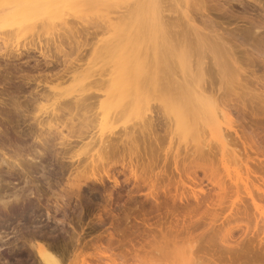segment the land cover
<instances>
[{
  "label": "rangeland",
  "instance_id": "rangeland-1",
  "mask_svg": "<svg viewBox=\"0 0 264 264\" xmlns=\"http://www.w3.org/2000/svg\"><path fill=\"white\" fill-rule=\"evenodd\" d=\"M165 1L168 3H166V5H164L165 4L164 3L163 5L165 8L169 10L168 12L166 11L165 13L169 14L167 15L168 17L171 14H172L171 16L173 17L170 21V24L173 21L175 23V21L178 18L182 20L181 21L178 19V22L181 21L179 24L180 25H182V23L184 24L185 23V20H184L185 13L183 12L187 10L186 0H183L185 7L183 6L182 0H173V1L172 0L171 1L162 0V2H165ZM180 1L182 4L180 3ZM191 1L192 0L190 1L188 0L189 5L190 3L193 5V7L192 6L189 7L192 9V10L189 9L192 11V12L190 11V13H193V14L200 13L201 11L196 12L197 10H195L197 6L196 8L194 7L195 6L194 0L193 2ZM210 1L211 0H207V2L210 3L208 4L210 5L209 8L212 9L211 12H213V15L210 12L211 16L213 17V19L217 20V21H214L215 22L214 24L216 25L218 24V27L216 28L220 27L221 28L220 31L223 29L222 32L227 31L231 33L232 39L228 38L231 36L229 33V36L228 35L225 36L227 37L226 40L229 39L231 44L235 42L233 45L234 47L237 44L240 46L239 47L237 45L236 49L237 47L239 49V51H237V54L240 53L239 58H241V56L243 58V59H240V61L245 60L243 62L244 67L245 65L250 64L249 65L250 67L247 70V72L251 74V77L248 74L250 78L248 77L249 79L247 78L246 82H249L250 87L253 88V90L252 89L250 90V88L247 89L248 91L250 90L251 95L248 93H245V94H241L240 95L241 97H240L238 95L235 96V95L230 94L232 98V100L230 101L232 107H234L233 105L234 102H238V103H235L234 109L232 108V115L234 118V122H233L234 128L238 129V133L241 138H239V136L235 134L234 129H228L230 133L231 131L233 132L232 135L230 134L231 137L228 136L229 138H227V141L230 140V151L232 152L233 150L234 152L230 154L228 153L229 155H226L227 157L226 160L229 158L228 160L231 161V162L228 161L229 163L227 162L230 165V167L241 168L242 169L241 171L244 172V170H246V167H245L246 155H245V150H244L245 149L244 143H242L243 140L246 143L248 142L251 144L253 138L251 139L250 136L253 135V136H256L255 140L259 139L262 145L264 146V114H263L264 113V100H260L264 94L262 96L259 95V97L261 96L260 98H258V96L253 97L255 95H258L256 94V92L258 91H259L258 93L260 94V90L264 87V85H262L264 84V80L261 81V79H264V61H263L264 60V28H262V25L264 26V23H262L264 22V11H263L264 0H262L263 4H261L263 8L261 7V5H258L257 3L252 2V4H254L256 9L253 6H251V10H250V7H247V6L244 7L237 1H233L232 2L233 4L231 3L232 6L231 4H228V3H226L228 5L223 4V6H221L220 4L217 6L218 2L216 0L215 2L213 0L212 2ZM169 2L171 3L169 4ZM174 2L177 5V7L173 6L172 3ZM129 4L130 2H126L125 4H120L121 7L124 6L122 8H120V6L113 7V9L116 10V13L114 12L113 9H109L112 11L110 15L115 17L114 19L119 18L120 15H123L121 12H123L124 14L127 12ZM211 4H212V8H211ZM130 5L132 6V4ZM168 6L172 7L171 10L173 9L176 12H173V10L171 11L169 9L170 7L168 8ZM182 6L184 8H182ZM193 8L195 9L193 10ZM109 10L107 11L109 12ZM246 11H248V13ZM88 12L92 13L90 15L92 16L94 11L93 12L88 11ZM182 13L184 16H182ZM93 16H95V13ZM176 17L178 18L176 19ZM69 18L71 21L70 22L68 21V22L71 23V25L68 24V28H67L68 30L66 29L67 25H65L67 22L64 24L65 27L63 24L61 25L57 24L58 26L57 25L50 26L51 24L46 23V21L44 22L45 25H42L44 24L43 23L44 20H42V22L40 21L42 18H38V19L31 21L32 22L31 24L29 23V24H23V25L13 24L10 21L0 22V31H1L0 32V44H2V50H4L3 49L5 46L4 44L7 43V45L8 44L9 45L8 47H6V50H8V48L9 49L12 48V50L14 49L15 50L16 49L26 50L27 48V49H30L29 52L31 55L29 59L27 57H24V60L15 59L16 61L15 60L14 61L16 63L12 61L14 63L10 62L9 65H6V66H5V62L3 61V57H0L1 63L3 62L4 64V65L2 64V68H1V73L4 74V76L2 75L3 77H1V79H2V82L5 84L4 87H0V91L2 93H6L4 94L5 98H8L10 95H12L11 92L16 91L17 87L23 82L24 74H29V75L36 77L38 81L36 83L41 86H45V83L48 81L46 79H49L58 70L65 69L66 66L67 67L71 65L73 66L74 64H78V63L79 64L83 63V65L86 66L87 64L91 65L97 62V64L95 65V68H97L103 63L101 61L103 60L105 61V59L102 58L103 55H101L102 60L99 58L100 53L102 54L103 52L102 50H104L105 48V47L103 48V46L101 45H105L103 43L107 42L109 38L113 37L115 35V32L114 31L111 32L112 30L109 32H106L107 30L105 31V29H103L104 27L95 28L94 27L95 24L92 23L91 25L88 19L85 22L83 20H80L76 16L67 15L68 20ZM90 18L93 20H96L93 17H90ZM98 20L101 21L100 19L97 18V21ZM98 22L96 23L95 21L97 25H98ZM254 22L256 23L255 24L256 26L257 24L259 25V22H261L260 23L261 27L260 26L259 27L262 30L261 29L258 30L259 27L257 28L256 26H254L252 30V24L254 25ZM167 23H168V20H167ZM25 25L26 27H24ZM106 25L108 24H105V26ZM72 26L75 28V29L74 28L72 29L77 30V31L80 30L81 33L84 31L82 33L84 34L82 35L83 38L81 37V39H83L84 41L83 43L84 45L85 44L86 45L84 47L82 45L83 48L81 47L80 50L73 51L74 54L73 52H71L72 55L69 56L70 57L69 60L71 61V63H68L69 61H67L66 62L67 64L64 63L66 64L64 66L63 59L65 58V56L63 52L61 53L59 52V49L57 50L56 45L58 44V42H54V40L56 37L57 38L55 41L59 40L58 36L61 33L59 34L58 31L66 34L67 31H69V29ZM90 26H93V28ZM175 26L178 27L177 25ZM60 27L64 29H61ZM184 27H185V24H184ZM248 27L249 28L251 27V28L249 29ZM107 28L108 26L106 27V29ZM255 30H258V31H255ZM240 31H243V32H240ZM233 35L235 36V38H233L234 37ZM104 40L105 42H103ZM232 40L233 41L235 40V41L233 42ZM98 44H101V45H98ZM244 44L246 46L245 48H244ZM43 45H46V46L48 45L47 48H45V51L48 49L47 54H49L50 56H47V57L44 56L45 51L44 49L40 47ZM106 45H108V43ZM242 45L243 47H241ZM100 46L102 50L97 51L96 48H100ZM253 47H256L255 49L257 48L258 49L255 50ZM259 49L263 51L261 52L259 51ZM2 50H0V52L4 53L5 50L4 51ZM66 50L68 51V53H70V48L66 47ZM91 51L92 53H90ZM105 51H106V48H105ZM255 51L256 52L259 51L260 52V53L258 52L259 55H257ZM94 53L96 54L93 55ZM252 54L255 56H253ZM98 58L101 61H99ZM26 59H28V62L30 60L29 62L30 64L28 63L29 65H26L27 64L25 63ZM109 59L107 58L108 61ZM48 61L50 63H48ZM89 61L90 63H88ZM18 62L20 63L18 64ZM169 62L170 64H168ZM104 63L102 64V67L100 66L102 68V69L100 68L101 69L99 70L100 72L104 71L103 68L108 67L110 64V63L109 64L108 63L104 64ZM168 63L166 64L169 65L168 66L169 68L171 66L170 70L171 69L172 70L170 71L168 68L167 69L165 68L164 72H169V71L174 72L176 70V67L172 68V65L174 63L171 64V61H168ZM161 64L163 66V63ZM48 66H54L55 69L54 67L53 68L50 67L49 69H47ZM247 67L245 68L247 69ZM251 70L256 72L255 73L256 78L253 77L254 74L252 73ZM48 75L49 77L47 78ZM257 77L260 79L259 80L260 82L256 80L258 79ZM217 79H215L217 81L215 84L216 87H217V83H219V80ZM48 85H50V83ZM3 88H5L6 90ZM247 90H245V92ZM94 92L96 91L94 90ZM252 92H253V96H252ZM9 93L11 94L9 95ZM165 93H167L168 95L167 94L165 95ZM165 93H164L165 96H169L170 94L168 93V91H165ZM7 94L9 96H6ZM172 94L170 95L172 96ZM21 96H23L21 98L24 100L25 99L24 95H21ZM158 97L155 94H151L146 97L137 98L136 100L131 99L132 101L130 100V103L128 102L129 104L126 103L130 106V108L128 105H126L128 106L127 108L129 109H127L125 106L126 109L124 111L123 110L124 104L126 100L127 101L129 100V99H125L123 101H120L116 105L112 106L109 110V114L113 112L117 114L119 112L117 116L116 114L113 113L114 116L117 118L119 117V119L117 120L116 118L115 120V117H113L114 118L113 119L114 121H112L113 123H110L109 128L106 129L107 131L106 135L108 136V134L110 133L111 134L109 135L110 138L114 137V139H111V141H113L114 143L113 142L111 143L115 144V145L112 144L113 146H115V149H113L114 147H112V149H110L112 150L111 153L114 154L115 151L117 153L115 152L114 156L111 153H109L113 159H110L111 161L108 160L109 165L104 164V166L109 167L106 169L107 170L110 169L109 170L110 174L114 173L118 176L120 180L119 185H115L112 179H110L107 176L105 170L102 169L103 165L101 168L102 163L99 162V166H96V165H93L94 162H92L91 159H89V155L93 152H96L97 149H99L100 147L99 145L100 143L97 142L98 140L96 138L98 137L97 135L100 133V131L95 132V131H98L100 126H98L99 125L97 122L98 120L96 121L97 123L94 122L95 118L93 117L94 115H96V113H98L97 110L100 111V108L98 105H96L95 107L93 106V108H90V110L92 111L89 110L90 112H88V114L91 113L90 115H92V113L96 111V113L91 116V118L92 117L94 118L93 120L94 123L92 124L90 123L91 124L90 126L91 128L94 126L96 127V128L94 127L95 129L92 128L94 130V131L92 130V132L96 133L94 140H96L95 142L97 143L96 148L94 150H91L90 148L92 147V145L89 147H86L88 148V150H90L88 151L86 150V148L81 147V145H82V142L88 141L89 138H86L87 140L85 139V141H82L80 140V138L78 139L76 134H72L73 136L76 135L75 137H77L76 139L75 137L72 136L73 137L72 142L71 140L67 141L65 139L61 140L59 138L54 139V135L53 137H50L47 134V138L49 137L48 139L50 138L51 139L48 140V142H46V146H45L46 148L41 146L40 144H37V142L34 143L33 137L28 135V129H29L28 122L27 123L24 122V118L22 117L21 119L20 117L17 118V116H15L14 113H12V109L9 108V106L1 105L0 103V111H1L0 112L1 113L0 114L1 129L0 130H2L0 131V143H1L0 148L4 149L3 151L6 152L10 156H13V155L15 156L16 150L19 151L20 153L21 152L24 153L23 151H26V153L28 151L29 152L31 151L32 154L35 153L34 151L36 150H41L43 152V156L40 159L35 160V162L33 163L35 165L32 164V168L30 167L29 169L28 168L29 166L24 165V166H27L24 168L25 169L28 168L27 170L29 171L27 180L24 179L27 176V174L25 176V174L21 172V170L15 171L16 172L15 175L10 177L9 174L6 173L7 165L3 168L5 170L1 172L3 179L0 180V194H1L0 196H3V194L5 195L4 198L7 204L0 202V264H47L45 261H43L41 255L39 254L38 249H37L38 246H44L46 249H48L51 252V254H54L56 258L60 260L61 264H186V263L187 264H192V263L193 264H264V226H263L264 224H262V222L264 223L263 221L264 219L262 220V218H264V200H263L264 198L262 197L263 202H260V200L257 199V201H259L258 204L261 205V206L259 205L257 209L255 206L254 208L252 207L253 205L250 199H247L248 197L245 196L246 193L245 194L242 193L243 197H246V198L241 197V199L242 198L243 199L242 200L240 199L241 204L238 203L239 204L238 206L242 205V207H244L245 205L247 206V204L248 205L250 204V206H247L245 207L246 209L242 210L244 214L241 213V210L240 211L237 210L240 213L234 212L237 214V216L233 215L234 213L231 212L233 213L232 214L233 216L229 217L231 218V220L230 219L228 220V218H226V214H227V217L228 215H231L230 213L231 210L228 209L230 211L226 210V213H225V208L223 207H227L228 202L231 201L230 199L234 198L233 196L235 195H231L228 192L229 189H227L228 193H226V195H223L221 197L225 201L223 199L221 200V198L219 199L218 198L219 196H216L217 194H220L218 192L219 191L218 188H216L215 185L212 184L211 180L210 181L208 180L212 178L211 170L212 171L214 170V172L216 171L215 172L216 175H218L217 177H219L220 173H222L220 175V178L228 182V177H226V173L224 174V171H222L224 170L223 160H222L223 155L221 151L219 150V147L217 148L216 146L218 144L215 143L216 141L214 139L212 141L209 131L206 128V131H208L206 136L209 134L210 137L209 136L208 137H209V140L211 139L210 141H212V143L210 142V145L212 146L208 145L209 148L206 146V147H203L202 150L200 148L201 151L198 150V152H195L198 149V146H197L198 140H195V138L192 137V141H189V139H191L190 136H186L184 134H181L179 130H175L176 125L174 124L173 114H171L166 109L163 101L160 99V97L159 98ZM238 97H240V99H238ZM243 100H245V104H246L245 106H243L242 104L244 103L242 102ZM5 101H8V100L5 99ZM43 102H42V105L48 106L51 104L52 100L51 101L44 100ZM30 109L33 110L31 111V113L33 112V114L29 113L31 115H38L42 113L38 110V106L35 108L37 110H35L34 107L32 106L29 108V110ZM113 109H116V111L115 110L113 111ZM123 111L126 113L121 114L123 113ZM15 118L17 120L19 119L20 121L19 120L17 121ZM82 119L80 121L79 119L74 120L75 121L74 126L76 130L80 126H82V121H83V126L86 124V122H88ZM150 119H153V120H150ZM146 123L151 124V125L153 124V126H151L152 128L151 127L148 128V129L151 128L150 130L147 129L148 126L145 125ZM201 124L202 123L200 122V127L198 125L199 127L198 129L200 133H202V129L205 128L203 127V124L202 125ZM70 125L72 124L69 121L68 127H70ZM66 127L61 126V130L64 132V135L68 133L69 135H71L70 134L71 129L69 130ZM80 129H83V128L81 127ZM130 130H132L131 133L134 135V137L133 135L131 137V134H129L128 131ZM83 131H86V128H84ZM77 132H79V129L78 131H76V133ZM124 132L125 134H123ZM112 133H114L115 135ZM126 133L129 137L126 135ZM179 133H180L181 138L178 137ZM136 135H139V136H136ZM120 136H123V137H121L120 139ZM132 139L133 140L137 139V140L132 141ZM178 140L182 142V144L179 143L178 145V142H179ZM123 141L124 142L126 141L127 143L124 144ZM190 142L193 144H190ZM195 143H196V146L194 145ZM18 145H20L21 147ZM136 145H138V149L134 148ZM194 146L197 148H195ZM131 147L133 151H130ZM203 150L206 152H204ZM249 151L251 152L252 150L249 149ZM234 153L237 154L238 158L235 157ZM131 155L133 156V162L136 161V159L137 160L140 159L139 160L141 163L140 166H142L140 170L143 169L147 173H151V171H154V173L159 172L161 175L159 174V177H157L158 178L157 183L160 185L164 184V186H166L167 184L166 188L171 187L170 193L168 192L169 190H167V193L162 192L163 194L159 196L160 197L159 202H160V205H162L160 212L157 213L155 211L154 214L152 212V215L150 214L151 218L147 215L149 220L151 219L149 222L153 223V226H154L152 227L151 230H149L147 227L146 228L144 227L145 225H143L141 221V219L144 218V216L139 214V211L143 207L144 209L149 210V209H152L151 207H153L151 205H154V199L150 198L151 199L150 200L149 198L146 197L145 192L148 191V189H146L147 187L146 186L142 187L143 189H141L140 191H137L136 194L134 193L135 191L132 192L134 194L132 195L133 198L130 197V194H128L131 192V190H134L135 183H136L133 178L128 179V178H131L129 176L130 174L129 167H127L128 165H130L129 162H130ZM137 156L138 158H136ZM239 156L240 158L241 157L243 158V159L241 158L242 161L239 158ZM258 158L260 160L259 159L255 160V158L254 160L252 159L249 160V165L256 171H258V173H256L255 175H251V178H250V179H253L252 180L253 183L255 180L256 185L258 182H259L258 184L260 185L264 181L263 180L260 183V181H258L257 179L258 176L260 178H263L261 176H264V155H261V152H260V155L258 156ZM234 159L236 160L239 159L238 161L240 162L237 163L236 161H234ZM91 165H93V167ZM97 165H98V162H97ZM208 173H210L211 176L210 174L208 176ZM205 175L208 178H206ZM244 175L246 176L245 172H244ZM222 176L223 177L225 176V177L223 178ZM182 180L184 182H182ZM27 181H30V182H27ZM175 182H176V185H173L175 184ZM182 183L183 184L186 183V185H183ZM195 185H198L197 191L199 190L200 192V193L197 192L198 199H195V197H193L194 194L193 196H191L192 193L190 191L192 190L189 189V187L190 188L193 186L195 187ZM199 186L200 187L202 186L203 188H205L203 189V193ZM260 186H263V185H260ZM76 187H79V189ZM229 187L230 186H228V188ZM231 190L233 192L232 188L230 189V192ZM111 191L113 194L112 197L110 196V193H109ZM141 191H143V193ZM180 191L181 192L183 191V192L181 193ZM31 192H33L34 194ZM186 192H187V195H185ZM195 192H196V188H195ZM204 192L207 195H205ZM14 193H16L15 196H14ZM177 194H180V195L178 196ZM181 194H183L184 199L181 198L182 197ZM188 195L189 197H187ZM226 196L228 197L229 201L227 200ZM169 197H172V198H169ZM175 197H176V200L174 202L173 198ZM205 197L206 198L208 197V199H205ZM229 197L231 198L229 199ZM217 198L221 201H218ZM214 199L216 203L214 201V205H213L212 202ZM185 200H187V202ZM200 200H202L203 203H201ZM188 202L192 204H189ZM218 202L219 204L220 202L223 204L219 205L217 204ZM209 204H211L212 206L210 205V207H208L210 209L206 210ZM215 204L217 205L215 206ZM136 205L138 206V208ZM199 205H202L204 210L202 207H201V210L198 209V207H200ZM163 206L164 207L168 206L166 207L168 209L166 208L164 209ZM188 206H192L193 209L190 207L191 209L190 210ZM130 207L131 208L133 207V208L131 209ZM185 207H187L189 211ZM248 207L250 208V210ZM127 208L131 210H128ZM170 208L173 210V212ZM215 208L218 210V212L217 210H214ZM133 209H135L134 210L135 212L132 211ZM195 209H198L199 212H195ZM169 210L171 212H169ZM125 211L129 213V215L131 212V219L128 221L129 223L125 219V216L127 214L125 213ZM190 211H192L193 213ZM194 212H195V215L197 216L194 215ZM215 212L216 214L217 213L218 214L213 215L215 214ZM246 213L247 214L251 213L252 215L259 213L257 214L258 218L257 217L256 218L260 222L262 221L261 222L262 228L260 226V222H259V227L256 226L257 225L256 221H255L256 225L253 226L254 224L253 220L256 219L254 218L256 215L255 216L253 215L254 217H251L252 215H250L249 217V214H248L247 220L250 221L252 219L250 223L246 220V217H247V215H245ZM189 214H192V215H189ZM163 215H164V218H162ZM157 216H159V218ZM239 217H241L242 219L245 217L244 220L246 224L244 220L240 219ZM226 219L229 222H227ZM158 220H159V223L157 222ZM135 221L140 222L141 225H137V227L134 225L132 226V224L135 223ZM213 221H215L216 223L215 222L213 223ZM249 223H250L249 226L252 231L249 230V233L250 231L251 233L250 234L247 233L249 235L247 236V234L245 235V233L243 234V232H245L244 231L246 229L245 227ZM243 225H245V227H243ZM240 226H242V229ZM256 228L257 230L255 231ZM230 235H233V236H230ZM239 235L241 236L242 239H240V237L237 239ZM256 235L257 236L259 235V236L257 237ZM228 236L231 238H227ZM224 238L225 239L227 238V240L230 242L227 243V240H225ZM223 239L226 241V243ZM239 239L244 240V241H240ZM190 240H192L193 242ZM235 243H239V245L233 246V245H236ZM132 244H135V247L132 248ZM190 244H192L193 247ZM229 247H232L230 248L232 250L228 249ZM130 248H131L130 250L131 252H127L128 249ZM192 248H194V252L200 250L199 252L202 253L203 257L198 256V255H201V253L196 252L194 253V257H196L197 259L194 258L193 260H189V261L185 260V263H184V260H182L183 259L182 257L184 256V254L182 256L181 252L186 254L187 249L189 251ZM235 248H236V251L234 250ZM126 249L127 251H125ZM206 249L211 250V252L207 251L208 252L207 253ZM227 249L231 252L228 253ZM125 252L128 253L127 256L125 255ZM186 256L187 255H185L184 259H186Z\"/></svg>",
  "mask_w": 264,
  "mask_h": 264
},
{
  "label": "bare ground",
  "instance_id": "bare-ground-1",
  "mask_svg": "<svg viewBox=\"0 0 264 264\" xmlns=\"http://www.w3.org/2000/svg\"><path fill=\"white\" fill-rule=\"evenodd\" d=\"M213 1L215 2V0H213ZM216 1L218 2L217 6L220 4H221V6H223V4H226V3L231 4L233 1H237L241 5H243L244 7L245 6L250 7V10H251V6H253L255 8V6H254V4H252V2L257 3L258 5L263 4L262 0H226V1L225 0L224 1L223 0H216ZM222 1H223V3H222ZM126 2H130V4H132V6L129 4L127 12L125 14L123 12H121L123 15H120L119 18L116 17L117 19H114L115 17L110 15V13H112V11L109 9H113V7H116V6H120V8H122L124 6L121 7L120 4H125ZM182 2H183V0H182ZM186 2H187L186 3L187 4L186 9L187 10L184 9L185 12H183V13H185V18H184L185 27H184L183 23H182V25H183V27H182V25L179 24L182 20L179 19L178 17H176V19L178 18L181 21L178 22V19L177 20L174 19V20H176L175 23L172 20L173 22H171V24H170V21L173 17L171 16L172 15L171 14L169 16L170 17L169 18L167 16L169 14L165 13L166 11L167 12L169 11L167 8L164 7V5H166V3H168V2H166V1L162 2V0H0V22L10 21L13 24L23 25V24H29V23L31 24L32 23L31 21L38 19V18H42L40 21L42 22V20H44L43 23L46 21V23L51 24L50 26L57 25V24H59V25L63 24L64 25L67 22L65 24V25H67L66 26V29H67L68 24L71 25V23H69L71 20H70V18H69V20L67 19V15L68 16L73 15V16H76L77 18H79L80 20H83L85 22L88 19L90 21V22L89 21L88 22L91 25H92V23L95 24L94 25L95 28L104 27L103 29H105V31L107 30L106 32H109L111 30H112L111 32H113V31L115 32V35L113 37L109 38L107 40V42H105V40L103 41V42H105L103 44L106 45L108 43V45H106V46L101 45L102 43L98 44V45L103 46V48L105 47L106 51H105V48H104V50H102L101 46H100L101 49L96 48L97 51L98 50L103 51L102 54L100 53L99 58L101 59V57H102L101 55H103L102 58L105 59V61L104 60L101 61L102 59L99 60V58H98V60L103 62V63L105 62L104 64L110 63L108 67H105L106 65L104 66L106 68V69L103 68L104 71H102V72L99 71L102 69L101 67H102L103 63L100 65L101 67L98 66L100 63L97 65L99 67V68L97 67L98 69L95 68V65L97 64V62L95 64H91V65L90 64L88 65L87 63H85V64H87L86 66L83 65V63L74 64L73 66L71 65L68 67L66 66V68L64 67L65 69L58 70L49 79H46L48 81L45 83V86H41V85L37 84L36 82H38V81H37L36 77L29 75V74H24L23 82L17 87L15 92H11L9 90L12 93V95H10L11 93H9L10 96L7 94L6 96H9L8 98H5L4 94H6V93H2L0 91L1 92L0 93V103H1V105L9 106V108L12 109V113H14V115L17 116V118L20 117V119H21V117H22V118H24V122H26V123L28 122V126H29L28 127L29 128L28 129V135L33 137L34 143L37 142V144H40L43 147H45L46 142H48V140L51 139V138L48 139L49 137L47 138V134L50 137H53V135H54V139L59 138L61 140H63V139H65L67 141L71 140V142L73 141L72 140L73 137H75L77 135L78 139L80 138V140H82V141H85L86 138H89L88 141L82 142L81 147L86 148V147H89L92 145V147H90V148H91V150H94L96 148L97 143L95 142L96 140H94L96 133L92 132V130H93L92 128H94L95 126L91 128L90 125L94 122L95 123L98 122V124H99L98 126H100V127H99L98 131H95V132L100 131V133L97 135L98 137H96L98 140L97 142L100 143V144L98 143L100 145V147H99V149H97L96 152H93L89 155V159H91V161L94 162L93 165H96V166H99V162L102 163L101 168L103 165L102 169L105 170L107 176L110 179H112V181L114 182L115 185H119L120 180H119L118 176L114 173L110 174L109 173L110 169L109 170L106 169L109 167L104 166V164L109 165L108 160L113 159L111 157V155L109 154L112 152V150H110V149H112V147H114L113 149H115V146H113L115 144H113L114 142L111 141V139H114V137L110 138V136H109V135H111L109 133L110 131L108 132L109 133L108 136L106 135V132H107L106 129L109 128L110 123H113L112 122V121H114L113 117H115L114 114H116L115 112H113L114 114L113 113L109 114V110L112 106L116 105L120 101H123L125 99H129L128 101L126 100V102L124 101L125 104L123 103L124 104L123 110L125 111V109L129 106L128 104L130 103L131 99L136 100L137 98L146 97V96H149L151 94H155L157 97L159 96L160 99L163 101L166 109L171 114H173L174 124L176 125L175 130H179L181 132V134H184L186 136H190L191 139H189V141H192V137L195 138V140H198L197 141L198 149L195 152H198V150H200V148L202 150L203 147H206V146L208 147V145H210V142L212 143L213 139L216 141L215 143L218 144L216 146H217V148L219 147V150L221 151V153L223 155L222 160H223V169L224 170H222V171H224V174L226 173V177H228L229 183L224 181L222 178H220V175L222 173L218 172V173H220V175H219V177H217L218 175H216V173H215L216 171L214 172V170L213 171L211 170L212 178L209 177L210 179H208V180L209 181L211 180L212 184H214L215 187L218 188V190H219L218 192L220 194H217V195L215 194V195L219 196L218 197L219 199L223 195H226V193H228V192L231 195L236 196V197L233 196L234 198H231L232 196L229 197V199L231 198L230 199L231 201H229L228 197L226 196L227 200L229 202H228L227 207H223V208H225V213H226V210L230 209L231 211L228 210V211H230V213L231 212H233V213L238 212L241 210V213L244 214V212L242 210L246 209L245 207L250 206V204L249 205L247 204V206L245 205L244 207H242V205L238 206L239 204H241V200L243 198H246V197H243L242 193H244V194L246 193L245 196L248 197L247 199H250V201L253 205V206L252 205L251 206L253 208H254V206L257 208L260 205V204H258L259 201H257V199H259L260 202H263L262 199L264 198V187H263L264 186V184H263L264 183V181H263L264 176H261L263 178H260L259 176L257 177V179H258V181H260V183L263 181V183L260 184L263 186H260L258 184L259 182L256 185L255 180L253 183V181H252L253 179H250L251 175H255L256 173H258V171H256L255 169H253L249 165V160H251V159L254 160V158H255V160L259 159L258 156L260 155V152H261V155H264V146L262 145V143L259 139L255 140L256 136H253V135L250 136L251 139L253 138L252 143L250 144L247 142L249 145L242 139L243 140L242 143H244V147H245L244 150H245V155H246V160H245L246 170H244L246 176L244 175V172L241 171L242 170L241 168L230 167V165L228 163L231 161L228 160L229 158L226 160V158H227L226 155H229L230 153L234 152L233 150H232V152L230 151V140H228L229 142L227 141V138L231 137L230 134L232 135L233 132L231 131V133H230V131L228 129H234L235 134H237L239 136L238 129L234 128V125H233L234 118L232 115V108L234 109L235 103H238V102H234V104H233L234 107H232V105L230 103V101L232 100L230 94L235 95V96H237V95L240 96L241 94L248 93L251 95L250 90L251 89L253 90V88L250 87L249 82H246V79L249 77V75L251 77V74H249L247 72V70L250 67L249 66L250 64L245 65V67L248 66L246 69L244 67V64H243V62L245 60L244 61L241 60L242 62L240 61V59H243V58H242V56H241V58H239L240 53L237 54V51H239V49H238V47H237L238 50L236 49V46L238 45L237 43L239 41L236 43L237 45L234 47L233 45L235 43L234 42L235 40L234 41L232 40L234 43L231 44L230 40L229 39L226 40L227 37H225L227 35L229 36L230 32H227V31L222 32L223 29L220 31V29H221L220 27L216 28V27H218V24L217 25L214 24L215 23L214 21H217V20L213 19V17L211 16V13L213 15V12H211L212 9H210L209 8L210 5H208L210 3L207 2V0H194V4H195L194 7L196 8V6H197V8L196 9L193 8V10L194 9L197 10L196 12L201 11L200 13H194V14L190 13V11L192 9L189 8L191 6L193 7V5L191 3L189 5L188 0H186ZM191 2H193V0ZM210 2H212V0ZM219 2H221V3H219ZM170 3L171 2H169V4ZM180 3H181V1H180ZM172 4H173V6L177 7L175 2ZM228 4H226V5H228ZM232 4H231V6H232ZM183 6H184V2H183ZM183 6H182V8L185 7V6L184 7ZM169 7L170 6H168V8ZM261 7H262V5H261ZM125 8H126V6H125ZM171 8L172 7H170L169 9L171 10ZM211 8H212V4H211ZM177 9H179V8H177ZM189 9H191V10H189ZM231 9H233V8H231ZM107 10H109V12ZM88 11L93 12V15L95 13L96 17L93 15L90 16L92 13H90ZM259 11H260V9H259ZM263 11H264V9H263ZM114 12L116 13V10H114ZM173 12H176V11L173 10ZM246 12L248 13V11H246ZM118 13H120V12H118ZM183 13H182V16H184ZM178 15H179V13H178ZM89 16L95 18L96 20L91 19ZM173 16H175V15H173ZM97 18L100 19L101 21L98 20L99 21L98 22ZM92 20H93V22H92ZM114 20H115V22H114ZM167 20H168L169 24L167 23ZM57 21H59V22H57ZM95 21H96V23L98 22V25L95 23ZM103 22H104V24H103ZM89 23H88V25H89ZM173 23H174V25H173ZM260 23L261 22H259V25L257 24V26H256L255 25L256 23L254 22V25L252 24V30H253L254 26H256L257 28L259 26L261 27ZM262 23H264V22H262ZM40 24H42V23H40ZM105 24H108V25L105 26ZM42 25H45V23ZM65 25H64V27H65ZM175 25H177L178 27H176ZM107 26L110 30L108 28L106 29ZM24 27H26V25ZM90 27L93 28V26H90ZM260 27L258 28V30L261 29ZM72 28H74V27L72 26L69 29V31H67L66 34L58 31L59 34L61 33L60 35L58 34L59 40L57 39L58 41H55L57 37L54 40V42H58V44L56 45L57 50L59 49V52H61V53L63 52V54L66 58V59L65 58L63 59L64 60L63 65L64 66L67 64L66 63L67 61H69L68 63H71V61L69 60V58H70L69 56L72 55L71 52H73L75 50H80L82 45H83V47L86 45V44L84 45V43H83L84 41H83V39H81L82 35H84V34H82L84 31L81 33L80 30L77 31V30H74L75 28L74 29H72ZM262 28H264L263 25H262ZM61 29H64V28H61ZM226 29H224V30H226ZM258 30H255V31H258ZM236 31H238V30H236ZM240 32H243V31H240ZM230 35H231V33H230ZM234 35H235V33H234ZM258 36H260V35H258ZM231 37H232V35L228 38H231ZM233 38H235V36ZM261 42H263V41H261ZM55 44H53V45H55ZM4 45H3L4 46L3 49L5 51L2 50V44H0V50L4 51V53L0 52L1 53L0 57H3V61L5 62V66L9 65V63L14 61L15 59H18V60L23 59L24 60V57H27L28 59L31 57L30 52H29L30 49L26 48V50H20V49L12 50V48L11 49L8 48V50H6V47H8L9 44L7 45V43H5ZM94 45H96V44H94ZM47 46L43 45L40 47L42 49H44V51H45V48H47ZM66 47L70 48V53H68V51L66 50ZM241 47H243V45ZM245 47L246 46L244 44V48ZM92 48H91V50H92ZM253 48L255 49L256 47H253ZM257 49H255V50H257ZM10 50H12V51H10ZM259 51H261V49H259ZM47 52H48V49L44 52V56H46V57L50 56L49 54H47ZM99 52H97V53H99ZM258 52H256L257 55H259V53H260V52L259 53ZM90 53H92V51ZM73 54H74V52H73ZM95 54L96 53H94L93 55H95ZM110 55H111V57H110ZM246 56H248V55H246ZM253 56H255V55H253ZM109 57H110V59H109ZM107 58L109 59V61L107 60ZM28 59H26V61H25V63H27L26 65L30 64L29 63L30 60L28 62ZM90 61L88 63H90ZM168 61H171V64L174 63L172 65V68L176 67V70L174 72H170L172 70V69L170 70L171 66L169 68L168 67L169 65L166 64V63H168ZM14 62H12V63H14ZM83 62H85V61H83ZM19 63L20 62H18V64ZM48 63H50V62L48 61ZM64 63H66V64H64ZM161 63H163V66ZM2 64H3V62L1 63V61H0V87H4V85H5L1 79V77L4 76V74L1 73ZM164 64L166 65V67ZM168 64H170V62ZM246 64H247V62H246ZM22 65H21V67H22ZM50 67L53 68L54 66H48L47 69H49ZM165 68L166 69L168 68L170 71L164 72ZM177 68H178V70H177ZM54 69H55V67H54ZM168 73H170V74H168ZM252 73L254 74L253 77L256 78L255 77L256 72L252 71ZM48 77H49V75L47 76V78ZM259 78L256 80L259 81L261 79V78L260 79ZM165 79H166V81H165ZM215 79L219 80V83H217V87L215 85L217 82ZM262 80H264V79H261V81ZM247 81H249V80H247ZM49 83H50V85H48ZM262 85H264V84H262ZM249 88H250V90L248 91L247 89H249ZM3 89H5V88H3ZM262 89L260 90V94L258 93L259 92L258 91V92H256V94H258V95L254 94L255 96H253V92H252V96L253 97L258 96V98H260L264 94V87ZM94 90L96 92H94ZM245 90H247V91L245 92ZM165 91H168V93H170V94L173 93L172 96L170 94H169V96H165L167 94V93H165ZM171 91H172V93H171ZM164 93H165V95H164ZM20 94L24 95V98H25L24 100L21 98L23 96H21ZM259 95H261V96L259 97ZM240 97H238V99H240ZM262 97L264 98V95ZM262 97L260 100H264ZM5 99H7L8 101H5ZM44 100H46V101L52 100V102L50 105L45 106V105H42V102ZM245 100L242 101V102H244V103H242L243 106L246 105ZM126 103H128V104H126ZM133 103H134V101H133ZM96 105L99 106L100 111L97 110L98 113H96V111L92 113V115H94L96 113V115L93 116L95 118V121L93 122L94 118L93 117L91 118L92 115H90L91 113L88 114V112L92 111V110H90V108H93V106L95 107ZM126 105H128V106H126ZM31 106L34 107V109L38 106V110L42 113L38 114V115H31V114H33V112L31 113V111H33V110H31V109L29 110V108ZM125 106H126V108H125ZM129 108H130V106H129ZM129 108H127V109H129ZM35 110H37V109H35ZM114 110L116 111V109H113V111ZM124 111L121 114L126 113ZM9 113H11V112H9ZM29 113H31V114H29ZM118 113L116 114V116L118 115ZM80 118L81 119L83 118L82 120L88 121V122H86V124L83 126V121H82V126H80L78 128L79 132L76 133V131H78V129L76 130V128L74 126V122H75L74 120L79 119V121H80L81 120ZM116 118L117 117H115V120H116ZM118 119H119V117L117 118V120ZM150 120H153V119H150ZM69 121L72 124V125H70V127H68ZM145 121H147V120H145ZM140 122H141V120H140ZM200 122L203 124V127H205L204 128L205 130L202 129V133H200L199 129H198L200 127ZM79 123H81V122H79ZM148 123L145 124L146 126H148L147 129L149 127L153 126V124L151 125ZM198 125H199V127H198ZM61 126H65V127L67 126L66 127L67 129H69V130L71 129V133H70L71 135H69V133L64 135V132L61 130ZM146 126H144V127H146ZM81 127L83 129H80ZM84 128H86V131H83ZM206 128L209 131V134L211 136L212 141H210L211 139L209 140V137H210L209 134L206 136V134L208 132V131H206ZM0 129H1V127H0ZM150 129H148V130H150ZM243 129H244V127H243ZM0 131H2V130H0ZM131 131L132 130H130L128 132H129V134H131V137H132L133 134L131 133ZM112 132H113V130H112ZM142 133H144V132H142ZM245 133H246V131H245ZM72 134H76V135L73 136ZM112 134H114V133H112ZM123 134H125V132ZM126 135H127V133H126ZM123 136H120V139ZM136 136H139V135H136ZM77 137H75V138L77 139ZM133 137H134V135H133ZM178 137L181 138L180 133H179ZM118 138H119V136H118ZM239 138H241V137L239 136ZM133 139H132V141L137 140V139L136 140H133ZM117 141H119V140H117ZM111 142H113V143H111ZM130 142H131V140H130ZM227 142L229 143V145ZM62 143H63V141H62ZM123 143L126 144L127 142L123 141ZM179 143L182 144V142L179 141L178 145H179ZM190 144H193V143L190 142ZM32 145H34V144H32ZM194 145L196 146V143ZM18 146H20V145H18ZM120 146H121V144H120ZM210 146H212V145H210ZM0 147H1V145H0ZM118 148H119V146H118ZM134 148L138 149V145H136ZM195 148H197V147H195ZM32 149H34V148H32ZM187 149H189V148H187ZM212 149H214V148H212ZM249 149L252 150L251 151L252 153L249 151ZM3 150L4 149L0 148V180L3 179L1 172L3 170H5L3 168L6 165H7L6 166L7 167L6 173L9 174L10 177L15 175V173H16L15 171L21 170V172H23L25 174V176L27 174V176L25 178L23 176V178L27 180L28 179V173H29V171L27 169L28 168L30 169V167L32 168V164L35 162V160H38L43 156V152L41 150H36V151L33 150L35 152L33 154L31 151L30 152L28 151L27 153H26V151H23L24 153H22V152L20 153L19 151L16 150L15 156L14 155L10 156L6 152H4ZM86 150H88V148H86ZM109 150H110V152H109ZM88 151H90V150H88ZM130 151H133L132 147L130 148ZM115 152H114V154H115ZM204 152H206V151H204ZM132 153H134V152H132ZM114 154H112V155L114 156ZM234 154H235V157H237V154L236 153H234ZM240 156H239V158H240ZM136 158H138V156ZM242 159H241V161H242ZM139 160L136 159V161L133 162V156L132 155L130 156V162L131 163L129 162L130 165H128L127 167H129V171H130L129 176L131 178H128V179L133 178L136 183H135L134 190H131V192L129 191L130 193H128V194H130V197H132V195H134L132 192L135 191L134 193L136 194L137 191H140L141 189H143L142 187H144V186L147 187L146 189H148V191L145 192L146 197L149 199L150 198L154 199V205H151L153 207H151L152 209H149V210L147 209L148 211L146 209H144V207L142 209L140 208L141 209L140 211L138 209L137 210L139 211V214L144 216V218L141 219L142 224L145 225L144 227L145 228L147 227L149 230H151L152 227H154V226H153V223L149 222L151 219L149 220L148 216L150 217V214L152 215V212H153V214L155 211L157 213L160 212L162 205H160V202H159L160 197L159 196L163 193H167V190H169L168 192L170 193L171 187L166 188V186H167L166 183H165L166 186H164V184L160 185L157 183V180H158L157 177H159V174H160L159 172L154 173V171H151V173H147L143 169L140 170V168L142 166H140L141 163ZM238 160L239 159H237V160L234 159V161H236L237 163L240 162ZM97 162H98V165H97ZM24 165H27L29 167L25 169L24 167H27V166H24ZM33 165H35V164H33ZM93 165H91V166L93 167ZM245 167H244V169H245ZM206 170H208V169H206ZM206 170H204V171H206ZM207 172H209V171H207ZM209 174L210 173H208V176H209ZM211 174H210V176H211ZM206 175H205V177H206ZM30 178H31V176H30ZM30 178H29V180H30ZM195 178H196V176H195ZM206 178H208V177H206ZM218 178H220V179H218ZM259 178L262 180H260ZM193 180H191V181H193ZM27 182H30V181H27ZM182 182H184V181L182 180ZM173 185H176V182ZM183 185H186V183ZM190 186H191V184H190ZM228 186H230V187L228 188ZM186 187H188V186H186ZM76 188L79 189V187H76ZM195 188H196V192H195ZM197 188H198V185H195V187L193 186L191 188L189 187V189L192 190V191L189 190L192 193L191 196H193V194H194L193 197H195V199H198L197 192H199V190L197 191ZM200 188H201L202 193H203V189H205V188H203L202 186ZM212 188H213V186H212ZM231 188L233 189V192H232V190L230 192ZM136 189H138V190H136ZM227 189H229V191ZM112 191L109 192L111 197L113 196ZM214 191H215V189H214ZM141 192L143 193V191H141ZM173 192H174V190H173ZM256 192H257V194H256ZM31 193H33V192H31ZM216 193H217V191H216ZM15 194L16 193H14V196H15ZM204 194H205V192H204ZM167 195H169V194H167ZM177 195L179 196L180 194H177ZM185 195H187V192ZM205 195H207V194H205ZM4 196H5L4 194H3V196H0V202L7 204ZM165 196H166V194H165ZM181 196H182L181 198L184 199L183 194H181ZM172 197H169V198H172ZM187 197H189V195ZM208 197L207 198L205 197V199H208ZM241 197H243V198L241 199ZM177 198H179V197H177ZM165 199H167V198H165ZM173 199L175 202L176 197ZM215 199L212 202L213 205H214ZM219 199H218V201H221L223 198H221V200H219ZM239 200H240V202H239ZM185 201L187 202V200H185ZM200 201H201V203H203L202 200H200ZM190 202H188V203L192 204ZM205 202H207V201H205ZM208 203H209V201H208ZM215 203H216V201H215ZM229 203H230V205H229ZM211 204H209V206H207V208L210 207ZM217 204H219V202ZM217 204H215V206ZM220 204L222 205L223 203L220 202ZM193 206H195V205H193ZM199 206L200 207H198V209L201 210L202 205H199ZM166 207H168V206H166ZM166 207H164V209ZM190 207L193 209L192 206H188L189 209H190ZM137 208H138V206H137ZM185 208H187V207H185ZM188 208H187V210H188ZM195 208H197V207H195ZM207 208H206V210L210 209V208H208V209ZM131 209H128V210H131ZM166 209H168V208H166ZM198 209H195V212H199ZM134 210L135 209H133L132 211L135 212ZM203 210H204V208H203ZM214 210H217V209L215 208ZM249 210H250V208H249ZM169 212H171V211L169 210ZM172 212H173V210H172ZM184 212H186V211H184ZM190 212H192V211H190ZM195 212H194V215H195ZM217 212H218V210H217ZM248 212H250V211H248ZM125 213H127V212L125 211ZM175 213H176V211H175ZM211 213H212V211H211ZM223 213H224V211H223ZM233 213H231V215H228V217L226 214V218H228V220L229 219L231 220V218H229V217H231L233 215L237 216L236 213H234V214ZM238 213H240V212H238ZM127 214L125 216V219L128 222L131 219V212H130V215H129V213H127ZM217 214L215 212V214H213V215H217ZM248 214L247 213L245 214V215H247V217L244 215L246 217V220L248 219ZM257 214H259V213H257ZM257 214H255L256 216L253 214L255 216L254 217L250 213L249 217H250V215H252L251 217L256 218L258 216ZM141 215H139V216H141ZM189 215H192V214H189ZM213 215H212V217H213ZM195 216H197V215H195ZM152 217H154V216H152ZM157 217L159 218V216H157ZM241 217H239V218L242 219ZM162 218H164V215ZM244 218L242 220H244ZM257 218L253 220L254 221L253 226L257 224L256 226L259 227L260 221ZM259 218H260V216H259ZM263 219L264 218H262V220ZM215 220H217V219H215ZM218 221H220V220H218ZM226 221H227V219H226ZM250 221H252V219ZM250 221H248V222H250ZM255 221H256V224H255ZM157 222L159 223V220ZM214 222L215 221H213V223ZM227 222H229V221H227ZM244 222H245V220H244ZM261 222H260V226H261ZM137 223H139V224H137ZM250 223L248 225H246V227H245V225H243V227L246 228L244 230L245 232H243V234L245 233V235H246L247 233H249V230H251V228L249 226ZM245 224H246V222H245ZM262 224H264V223L262 222ZM133 225L137 227V225H141V223L138 221H135V223H133L132 226ZM216 226H217V224H216ZM138 227H140V226H138ZM240 227L242 229V226H240ZM213 228H215V227H213ZM261 228H262V226H261ZM256 230H257V228L255 229V231ZM251 231H250V233H251ZM254 233H256V232H254ZM230 236H233V235H230ZM247 236H249V235L247 234ZM239 237H240V239H242L240 235L237 237V239ZM257 237H255V238H257ZM112 238H113V236H112ZM227 238H231V237L228 236ZM227 238L226 239L224 238V239L227 240ZM255 238H253V239H255ZM234 239H236V238H234ZM229 240H231V239H229ZM190 241H192V240H190ZM240 241H244V240H240ZM192 242H190V243H192ZM228 242H230V241L227 240V243ZM225 243H226V241H225ZM235 244L236 245H233V244L232 245L233 246L239 245V243H235ZM190 245H192V244H190ZM227 246H229V245H227ZM133 247H135V244H132V248ZM192 247H193V245H192ZM230 248H232V247H229L228 249H230ZM37 249H38V252L41 255L43 261H45L47 264H61L60 260L57 259L54 254H51V252L48 249H46L44 246H38ZM192 249H190L189 251L187 249L186 254L181 252L182 256L184 254V256L182 257L183 258L182 260H184V263H185V260L189 261V260H193L194 258L197 259L196 257H194V253L199 252L200 250L199 251L195 250L196 252H194V248H192ZM195 249H197V248H195ZM228 249H227V252L230 253L231 251H229ZM130 250H131V248L128 249V251H127V249L125 251L131 252ZM230 250H232V249H230ZM234 250L236 251V248ZM207 251L211 252V250L206 249V252ZM127 252H125L126 256L128 255ZM199 253H201V252H199ZM185 255H187L186 259H184ZM198 256L203 257L202 253H201V255H198Z\"/></svg>",
  "mask_w": 264,
  "mask_h": 264
}]
</instances>
